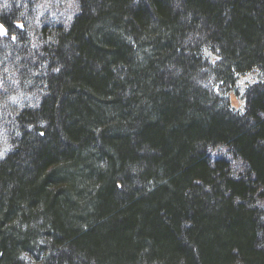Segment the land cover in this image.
<instances>
[{
  "label": "trees",
  "instance_id": "16d2710c",
  "mask_svg": "<svg viewBox=\"0 0 264 264\" xmlns=\"http://www.w3.org/2000/svg\"><path fill=\"white\" fill-rule=\"evenodd\" d=\"M74 2L0 0V264H264V0Z\"/></svg>",
  "mask_w": 264,
  "mask_h": 264
},
{
  "label": "rangeland",
  "instance_id": "374dc122",
  "mask_svg": "<svg viewBox=\"0 0 264 264\" xmlns=\"http://www.w3.org/2000/svg\"><path fill=\"white\" fill-rule=\"evenodd\" d=\"M36 2V12H38V14L35 16V20L37 19V23H41L42 18L45 17L49 18L50 22H64L77 11L74 0H36ZM203 56L204 59H206L205 61H208L210 64H215L220 61L218 55L210 52V50H205ZM201 72L202 75L198 78V80L200 79L198 84L201 88L209 90L210 86L214 85L215 80L212 79V76H210L207 71L203 70ZM235 81L236 85L232 90L226 91L220 88L219 83L214 85V90L216 95H219L218 97L221 99H230L231 108L235 112L244 113L247 107L248 90L254 85L264 84V74L258 69H253L249 72L238 74L235 77ZM195 82L196 79L194 83ZM235 169L237 173H241L244 171V166L243 164L237 163ZM261 206L264 208V201L261 203Z\"/></svg>",
  "mask_w": 264,
  "mask_h": 264
},
{
  "label": "water",
  "instance_id": "95a60500",
  "mask_svg": "<svg viewBox=\"0 0 264 264\" xmlns=\"http://www.w3.org/2000/svg\"><path fill=\"white\" fill-rule=\"evenodd\" d=\"M0 26H2L3 29H4L3 33H0V35H1V36H6L7 33H8V29H7L6 25L3 24V23L0 21Z\"/></svg>",
  "mask_w": 264,
  "mask_h": 264
},
{
  "label": "snow or ice",
  "instance_id": "6c2138e0",
  "mask_svg": "<svg viewBox=\"0 0 264 264\" xmlns=\"http://www.w3.org/2000/svg\"><path fill=\"white\" fill-rule=\"evenodd\" d=\"M4 29L2 26H0V33H3Z\"/></svg>",
  "mask_w": 264,
  "mask_h": 264
}]
</instances>
